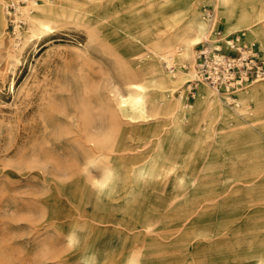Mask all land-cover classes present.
<instances>
[{
	"label": "rangeland",
	"instance_id": "374dc122",
	"mask_svg": "<svg viewBox=\"0 0 264 264\" xmlns=\"http://www.w3.org/2000/svg\"><path fill=\"white\" fill-rule=\"evenodd\" d=\"M209 5L215 7L217 23L225 31L227 21L219 0H199L200 16ZM6 6L0 3L5 34L0 48V264H132L133 260L139 264H249L247 255L264 254V129L252 130L251 136L238 126L217 123V134L193 140L177 134L170 115L139 121L125 118L131 125L116 129L108 112L113 109L119 115L112 95L128 94L127 83L137 80L133 71L140 66L134 54L146 49L128 35L133 30L126 22L143 15L152 30L167 28L165 35L171 37L186 19L185 0L118 4L119 20L110 37L104 20L92 30L94 15L88 12L92 6L78 3L69 8L72 19L55 23L53 33L27 43L25 33H12ZM240 9L237 5V12ZM16 18L25 16L18 11ZM29 28L26 21L18 29L27 32ZM205 28L206 24L203 34ZM244 28L226 32V40L240 36L239 42H248L247 46L256 42L264 51L260 40L244 37ZM11 41L21 48L16 54ZM195 48L196 44L194 55ZM183 50L174 53L180 55ZM192 56L181 65L179 59L170 60L162 65L163 73L177 77L188 70ZM184 82H179L172 98L183 97L194 104L197 85L191 80L182 92ZM245 86L250 89L251 83ZM228 94L235 102L224 101L227 108L238 109L237 93ZM247 106L251 108L252 102ZM40 113L59 119L61 125L43 134L35 127ZM95 113V122L109 135L106 143L133 149L131 156L112 152L119 155L114 163L132 172L141 167L154 170L142 184L148 180L156 189L126 195L120 188L112 197L104 192L96 196L97 186L83 171L88 167L89 174L100 179L104 161L88 166L76 146H58L72 139L76 121L82 118L88 123ZM138 125L143 130L131 134ZM194 168L206 171L208 175L202 177L206 185L190 184ZM182 169L188 172L183 175ZM85 245H89L87 251Z\"/></svg>",
	"mask_w": 264,
	"mask_h": 264
},
{
	"label": "bare ground",
	"instance_id": "6f19581e",
	"mask_svg": "<svg viewBox=\"0 0 264 264\" xmlns=\"http://www.w3.org/2000/svg\"><path fill=\"white\" fill-rule=\"evenodd\" d=\"M3 1L5 6V4H7L5 0H0V3H3ZM25 1L28 3L27 6L22 7L19 4L16 7L17 10L21 12L23 16H25V19L22 18L21 20L24 22L27 21L30 25V28L27 32L18 30V32L21 34L25 33L24 39L25 43H27L31 39L42 38L46 33H53L54 28L56 27L55 23H62L72 19L74 17V13L69 10V8L76 6L78 3H87L92 6V8L88 10V12H92L94 15L93 21L95 22L91 26L92 30L96 31L98 28H100L99 22L104 20L105 23L103 28L105 32H108V36L110 37L114 33V22L119 20L117 8L115 7L118 4H122L126 1L130 2L132 0ZM219 1L223 7V16L227 21L224 35L226 32L234 31L238 26H244L245 28L242 31L247 30V32L245 31L243 34L244 37L246 36L245 38L249 39V41H252V39L256 38L264 45V0H244L243 3L239 2V0ZM58 2L59 6H55L58 4ZM198 2L199 0H185L186 19L184 20L183 24L178 27L177 31L170 35L171 37H167L165 35V33L168 31L167 28L152 30L149 26V23L145 21L147 19L144 18L143 15L132 17L129 22H126V27L129 30H133V32L128 31V35L139 39L141 43L143 42L142 44L146 46V49L143 48L134 54L138 57L135 59V62L140 66L135 67L133 71L137 80L127 83L128 94H118L116 96L115 94L112 95L116 102L115 110L119 115L117 116L113 109L108 112L110 118L114 120L116 129H122L127 127V125H131V122L129 123L126 121L125 118L129 119V121H139L140 119L145 120L148 117L157 119L156 117L160 115H170V125H172V128L177 132V134L179 136L187 135L192 137L193 140H197V138L199 139L204 135H212L213 133V135L217 134V123H223L224 125L226 124L233 128L234 126H238L240 130H244L245 134H249L256 128L264 129V81L261 80L251 83L250 89V86H243L236 91L238 97L236 102L241 105L238 109L234 107L231 109L227 108L225 104L226 101L235 102V100L229 96L230 94L222 90H214L211 88V86L203 81L196 82L197 73L194 64L196 51L194 55V46L195 44L197 45L201 39L206 37V30L203 34L205 24L203 19H201V12L197 8ZM237 5H240L241 7L240 12H237L236 10ZM84 12L87 11L85 10ZM141 20H143V22ZM3 27L4 21L0 18V48L3 47L5 41ZM229 34H227V37L230 36ZM239 38L240 36H238L237 40H240ZM11 42L12 45L10 47L13 48V54H16L21 48L15 44V42ZM242 42L244 41L241 40V43ZM252 43L254 42H251V44ZM245 44L247 45L248 42ZM189 47L192 48L193 53L191 51L189 52ZM177 49L184 50L182 54L176 55L174 51ZM189 55L190 57L191 55L193 56L192 59L187 63L188 70L179 72V75L175 78L169 77L163 73L162 65H169L170 60L174 58L177 60L179 59V61H181L179 64L181 65L185 61L184 59H188ZM189 78L197 85L196 102L194 104H190L187 102V100L183 99V97L176 101L173 100L171 94L173 90L180 86L179 82H184V80H186L182 87H180L181 90L183 89L182 92H184L189 81H191L187 80ZM252 84L256 85L252 86ZM250 101L252 102L251 108L247 106V103ZM40 114L41 121L40 123H37L35 127L37 129L39 128L43 134L51 127H59L61 125V121L59 119H49L44 115V113ZM95 117L96 113L91 115L92 120L88 121V123H86L82 118L76 121V124H74L75 127L73 126V130H71V133H73L72 139L65 140L63 142L60 141L58 146H63L66 143L72 145L73 147L76 146L75 148H77L82 154V160H84V163L88 166H96L99 160L104 161L100 179H96L94 176H91L89 174V170L87 169L88 167L83 171L87 173L90 182L97 186L95 187V193L98 194L96 196L99 197L104 192L107 193L109 197H112L119 191L120 188L124 190L126 195L148 189H156L155 186H149L148 180L142 184V180L145 179L147 174L152 175L154 170L149 171L144 167H138L139 169L136 168L135 171L132 172L129 171L125 166L114 163L115 159H117L119 155L112 154V152H124L126 156H131L132 154L130 151L133 149H131L128 145L117 149L115 148V143H111V141L106 143L109 135L106 134V137L100 125L95 122ZM143 125H145V123ZM129 128H131V126H129ZM142 130L143 127L138 125L136 132L133 131L131 134H138V132ZM102 136H104V138H101ZM251 136H248V138ZM162 144L163 143H161L159 146L162 147ZM42 151V148L37 149L38 158L42 157ZM161 151L162 149L160 152ZM191 165L196 167V165L192 162ZM35 168L37 169L38 167ZM197 169H201L199 164H197ZM187 172L188 170L186 169L181 170V174L183 175H185ZM35 175L43 177V175L39 173ZM204 175H208L206 174V171L199 172L194 168L191 173L190 184L196 188L199 185H202L204 183V180L202 179ZM221 177L223 176L221 175ZM204 184L206 185V183ZM82 192L85 193L84 189ZM88 247L89 245H85L83 250L87 251ZM255 257H257L254 260L255 262H252V259ZM245 259L249 264H261L264 263V254H256L255 256L247 255ZM132 264H139V260H133Z\"/></svg>",
	"mask_w": 264,
	"mask_h": 264
},
{
	"label": "built area",
	"instance_id": "2783aa9c",
	"mask_svg": "<svg viewBox=\"0 0 264 264\" xmlns=\"http://www.w3.org/2000/svg\"><path fill=\"white\" fill-rule=\"evenodd\" d=\"M6 1L5 11L11 18L12 33L16 34L25 25L23 20H15L18 15L16 5L26 1ZM202 16L206 37L196 45V82L203 81L216 90L234 94L246 84L264 80V52L259 45L254 42L247 46L237 39L226 40L222 24L217 23L213 5L203 7Z\"/></svg>",
	"mask_w": 264,
	"mask_h": 264
},
{
	"label": "crops",
	"instance_id": "0c3cea01",
	"mask_svg": "<svg viewBox=\"0 0 264 264\" xmlns=\"http://www.w3.org/2000/svg\"><path fill=\"white\" fill-rule=\"evenodd\" d=\"M223 30H224V27H223ZM260 47V46H259ZM261 49V48H260ZM262 50V49H261ZM263 51V50H262ZM264 52V51H263Z\"/></svg>",
	"mask_w": 264,
	"mask_h": 264
}]
</instances>
